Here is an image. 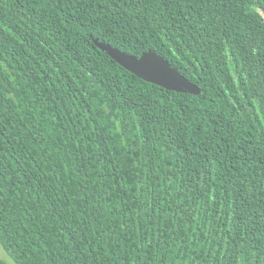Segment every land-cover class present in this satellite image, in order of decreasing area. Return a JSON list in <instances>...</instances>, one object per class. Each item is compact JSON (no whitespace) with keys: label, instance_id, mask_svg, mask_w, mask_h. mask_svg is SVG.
I'll list each match as a JSON object with an SVG mask.
<instances>
[{"label":"trees","instance_id":"obj_1","mask_svg":"<svg viewBox=\"0 0 264 264\" xmlns=\"http://www.w3.org/2000/svg\"><path fill=\"white\" fill-rule=\"evenodd\" d=\"M264 0H0V243L14 264H264ZM152 51L199 89L97 48Z\"/></svg>","mask_w":264,"mask_h":264},{"label":"water","instance_id":"obj_2","mask_svg":"<svg viewBox=\"0 0 264 264\" xmlns=\"http://www.w3.org/2000/svg\"><path fill=\"white\" fill-rule=\"evenodd\" d=\"M93 43L100 50L107 53V55L117 62L120 66L125 68L143 81L155 84L166 90L177 93L194 94L199 93V89L188 79L182 76L174 67H172L161 56L152 51H147L141 54L138 58L134 55H128L119 51L117 48L111 47L109 44L98 42L93 39ZM144 62L154 61L163 72H143L137 71L136 65L138 61Z\"/></svg>","mask_w":264,"mask_h":264},{"label":"snow or ice","instance_id":"obj_3","mask_svg":"<svg viewBox=\"0 0 264 264\" xmlns=\"http://www.w3.org/2000/svg\"><path fill=\"white\" fill-rule=\"evenodd\" d=\"M139 63L136 65L137 71H143V72H163L162 69L159 68V66L154 61H148L144 62L143 60L138 61ZM3 189L0 188V192H2ZM0 249L3 250V252L6 254V256L12 260L14 264L15 255L13 251L7 246L5 243H0Z\"/></svg>","mask_w":264,"mask_h":264},{"label":"clouds","instance_id":"obj_4","mask_svg":"<svg viewBox=\"0 0 264 264\" xmlns=\"http://www.w3.org/2000/svg\"><path fill=\"white\" fill-rule=\"evenodd\" d=\"M254 15L257 19L264 20V9H256ZM0 264H13L12 260L6 256L2 249H0Z\"/></svg>","mask_w":264,"mask_h":264}]
</instances>
